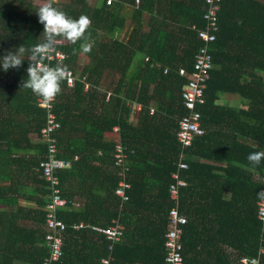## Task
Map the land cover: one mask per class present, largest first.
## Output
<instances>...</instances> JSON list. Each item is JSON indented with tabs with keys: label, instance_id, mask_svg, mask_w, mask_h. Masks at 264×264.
<instances>
[{
	"label": "trees",
	"instance_id": "trees-1",
	"mask_svg": "<svg viewBox=\"0 0 264 264\" xmlns=\"http://www.w3.org/2000/svg\"><path fill=\"white\" fill-rule=\"evenodd\" d=\"M135 2L138 5L128 21L126 7ZM203 3L204 0H113L111 4L107 0H96L94 4L92 0L48 1L72 18L88 16L92 44L90 53L73 55L79 42H62L57 49L68 57L49 63L53 67L66 65L78 74L74 86L62 82L54 104L60 123L57 156L71 161L68 168L58 172L61 195L69 203L59 211L67 228L62 255L54 264H99L108 252L107 240L97 230L73 229L70 225L84 220L100 227L111 224L113 219L124 225V234L113 243L109 264H166L164 234L167 213L174 205L168 187L175 171L186 181L179 188L178 205L187 216L181 236L183 264H235L237 257L255 255L264 246L262 222L257 218L264 161L253 168L247 160L250 153L264 148V0L220 1L216 39L208 44L213 67L204 92L205 104L197 108L205 134L183 147L176 130L177 120L187 113L181 97L187 80L178 69L192 70L194 55L203 44L190 27L205 28ZM39 7L32 0H0V56L20 45L30 48L43 41V25L36 14ZM147 12L151 15L144 26L143 13ZM154 12H159L161 18ZM182 14L189 15L190 20L185 22ZM136 20L139 27H133ZM83 57L86 62L81 65ZM258 60L262 62L261 74L252 79V86H239L240 92L252 97L248 112L232 113L238 118L231 125L234 127L230 126L231 136L225 143L215 138L218 133L211 142L207 117L218 90L231 87L226 86L225 74L234 75L237 83L238 63L256 68ZM28 66L25 59L19 69L4 72L0 68V179L9 180V185L38 183L48 194L47 182L39 170L46 149L40 142H31V137H38L45 126L46 112L31 90L20 88L27 78ZM115 127L128 148L127 180L131 187L127 189V201L115 193L120 179V166L114 160L117 139L105 137ZM215 142L220 146L207 151ZM30 149L35 154H16ZM215 152L222 154L216 159L224 160L225 166L201 161V157H213ZM180 161L187 167L179 168ZM72 175L81 181L93 180L82 189L86 190L85 196H93L92 189L101 192L97 202V196L86 197L83 208L68 209L72 196L63 185H68L67 178ZM47 201L42 200L41 206L45 207ZM90 203H94L93 209ZM36 213L33 230L12 222L16 234L21 232L33 239L31 243L14 240L9 230L0 248V264H18L14 262L17 259L40 264L49 256L44 239L45 209Z\"/></svg>",
	"mask_w": 264,
	"mask_h": 264
},
{
	"label": "built area",
	"instance_id": "built-area-1",
	"mask_svg": "<svg viewBox=\"0 0 264 264\" xmlns=\"http://www.w3.org/2000/svg\"><path fill=\"white\" fill-rule=\"evenodd\" d=\"M221 0H204L203 3V17L206 19L207 24L205 28L194 29L196 36L203 41V44L198 47L193 63L192 70L188 71L184 67H179V74L186 77V82L181 89V97L183 107L187 113L177 120L176 137L183 147L190 146L194 137L203 136L205 130L202 127L201 114L197 108L205 104V88L207 81L210 78V70L213 67L212 55L209 51L208 44L216 39L215 31L218 30L217 25V12L220 8ZM113 0H107L111 4ZM206 8H205V7ZM68 57L67 53L61 49H57L47 63L52 60L64 61ZM69 69V78L65 80L68 86H74L76 75L72 68ZM264 81V78H263ZM85 87L88 84L85 83ZM57 97L48 104L37 102L39 107L45 110L46 124L39 132V141L46 149L45 157L39 161V170L41 178H43L48 185V201L45 204L44 225L46 232L44 235L45 243L49 248V256L45 257L40 264H54L62 255L63 246V233L67 228V224L59 217L60 209L67 206L68 201L61 195L60 178L58 172L70 166V160L58 158V142L56 133L60 129L54 113V104ZM153 112V109L150 110ZM113 132L119 134L116 137L114 160L117 166H120L118 172L121 176L118 186L115 189L116 195L122 198V201L129 200L127 189L131 187V182L127 180L126 174L129 170L127 161L129 159L128 148L120 141L119 128L115 127ZM264 151V148H263ZM179 168H186L187 164L179 162ZM171 177L173 182L169 184L168 192L169 197L174 205L167 213L168 227L164 234V246L166 248L165 262L166 264H183L182 249L183 244L181 236L183 233L182 226L187 222V216L179 210V188L186 185V181L179 176V172L175 171ZM261 191H264V165L261 171ZM257 218L262 222V231H264V200L257 202ZM73 229H78L83 226V223L73 222L70 225ZM99 231L107 240V254L100 258L99 264H109L112 259L111 249L113 243L119 241L124 234V225L118 220L113 219L111 224L106 226H93ZM264 254V246H260L255 255H243L237 257L235 264H261V255Z\"/></svg>",
	"mask_w": 264,
	"mask_h": 264
},
{
	"label": "crops",
	"instance_id": "crops-1",
	"mask_svg": "<svg viewBox=\"0 0 264 264\" xmlns=\"http://www.w3.org/2000/svg\"><path fill=\"white\" fill-rule=\"evenodd\" d=\"M92 3L93 4L96 3V0H92ZM130 5L131 6L126 7V11H125L128 21L132 19L131 15L132 16L134 15V9L138 5V3L135 2V4H130ZM155 13L159 15V18H161V15H160L161 11L160 13L154 12V14ZM143 14H144L143 24L145 26V21L148 19V16H150L151 14H149L148 12L143 13ZM171 15H174V13L171 12ZM182 16L184 17L183 20L185 22H187L191 18L189 15L182 14ZM137 22L138 21L136 20L135 23L133 24V27L137 26V24H138V27L140 26V24ZM144 26H143V29H144ZM118 34L116 33V35ZM224 61H225L224 64L226 66L227 65L226 60ZM242 63L243 62L238 63V65L236 66L240 68L237 71V79H238L237 83L234 81V78H236L234 75L225 74V79H227L226 86L227 87L231 86L234 88L230 87V89L228 88V89L218 90L217 97L214 100V108L209 111V115L207 117V129H208V132H212L210 134L211 142L213 141V137H215V134L218 133L219 137H215V138H217L218 141L225 143L227 141V136L229 135L231 136L230 128L234 127L231 125L235 124V121L238 118V115H234V114L232 115V113L237 114L236 111L240 110V111L248 112L249 110V104H250V100L252 97L245 93L240 92L239 86L241 84H249L250 86H252L253 80H255L259 74H261L259 72V68H261L262 62L261 60H258L257 61L258 66L256 68L254 67L249 68L247 65L243 66ZM252 73H255V75H253ZM263 75H264V72H263ZM245 87H249V86L246 85ZM251 91L252 90H250L249 92ZM237 135L238 134H236V137ZM111 136H112V132L105 133L106 139L112 140ZM239 136H241V134H239L238 137ZM238 140L241 141V138H238ZM31 142L38 143L39 136L36 137L33 135L31 137ZM214 144L215 145L208 148L207 151L212 150V148L216 145L220 146V144L216 142ZM16 154L17 155L23 154L25 156H28V155L35 154V150L30 149V150H27L26 153L19 152ZM214 154L215 155H212L213 157H210V156L201 157V161L209 165H213V166H225L226 162L224 160L216 159L218 157H222V154L220 153L221 156L217 152H215ZM224 156L226 155L224 154ZM117 174L119 178H121L119 172H117ZM92 175L93 173L90 174V177ZM127 177H128V172L126 174V178ZM67 180H68V185H65V186L63 185V187H65L67 192L72 196V199L70 201L71 205L69 206L68 209L83 208L86 197L92 198L94 196L95 198V196H97L95 200L96 202L98 201L99 199L98 197H100L101 192H98V190L92 189V192L91 190L90 192H91V195L93 196H85L86 190L82 189L84 188V185H88L91 183L93 184V180L86 179V180L81 181L79 176L73 177V175L67 178ZM9 182H10L9 180L0 179V248L1 249H2V245L6 241L5 234L9 230H10L9 232L12 233L14 240L15 238L18 240L24 239L23 240L24 243H27V242L31 243V239H33V237L32 236L29 237L28 235H23L21 232H19V234H16L17 230L14 229L12 222L16 223L18 227L25 226L28 228V230L29 229L33 230L36 226V222H35V218H37L36 212L39 209L44 210V207L41 206V202L42 200H47L48 198V194H44L45 190H41V187L43 188L41 184H38V183L35 184L34 182H31V181L24 182V183L17 182V183L10 184L12 187L11 188L9 185ZM76 189H79V192ZM90 206L93 209L94 203H90ZM91 218L95 221L93 216ZM95 218H98V217H95ZM79 222L83 223L82 228H88L92 231L96 230L95 228L91 227V225L94 226V224H90L87 221L84 222V220H80ZM1 249H0V256H1ZM14 262L18 264H30L29 262H25L24 260H19V259H17Z\"/></svg>",
	"mask_w": 264,
	"mask_h": 264
},
{
	"label": "clouds",
	"instance_id": "clouds-1",
	"mask_svg": "<svg viewBox=\"0 0 264 264\" xmlns=\"http://www.w3.org/2000/svg\"><path fill=\"white\" fill-rule=\"evenodd\" d=\"M36 14L38 22L43 25L41 35L43 41L30 48L20 45L15 50L6 52L0 56V68L4 72H8L10 69H19L27 59L29 62L26 69L27 78L22 81L20 88L31 90L40 102L48 104L61 92L62 82L69 78V69L62 64L53 67L46 61L51 59L57 51V46L62 42H68L72 45L79 42V48L73 49V55L78 52L90 53L92 44L88 29L91 25V19L86 15L72 18L51 4H44L39 7ZM247 160L255 168L264 161V151L250 153ZM257 195L264 200V191L258 192Z\"/></svg>",
	"mask_w": 264,
	"mask_h": 264
},
{
	"label": "rangeland",
	"instance_id": "rangeland-1",
	"mask_svg": "<svg viewBox=\"0 0 264 264\" xmlns=\"http://www.w3.org/2000/svg\"><path fill=\"white\" fill-rule=\"evenodd\" d=\"M33 1V3L35 4V5H38V6H43L44 4H48V1H50V0H32ZM84 62H86V60H85V57H83V59H81V65H82V63H84ZM80 70V69H79ZM76 75H78V74H76ZM137 110H139V106L137 107ZM118 135L119 134H117V133H115V132H112V136H111V138L113 139H116V137H118Z\"/></svg>",
	"mask_w": 264,
	"mask_h": 264
}]
</instances>
